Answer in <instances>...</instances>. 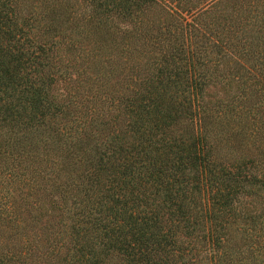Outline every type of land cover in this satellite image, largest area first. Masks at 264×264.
<instances>
[{"label": "trees", "instance_id": "trees-1", "mask_svg": "<svg viewBox=\"0 0 264 264\" xmlns=\"http://www.w3.org/2000/svg\"><path fill=\"white\" fill-rule=\"evenodd\" d=\"M0 264H264V0H0Z\"/></svg>", "mask_w": 264, "mask_h": 264}]
</instances>
